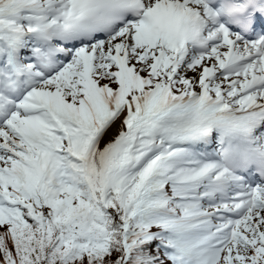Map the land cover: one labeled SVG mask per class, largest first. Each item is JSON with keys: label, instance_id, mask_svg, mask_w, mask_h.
I'll return each mask as SVG.
<instances>
[{"label": "snow or ice", "instance_id": "obj_1", "mask_svg": "<svg viewBox=\"0 0 264 264\" xmlns=\"http://www.w3.org/2000/svg\"><path fill=\"white\" fill-rule=\"evenodd\" d=\"M0 264H264V0H0Z\"/></svg>", "mask_w": 264, "mask_h": 264}]
</instances>
